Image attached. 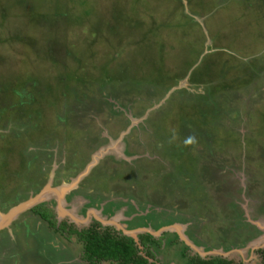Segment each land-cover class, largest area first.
<instances>
[{
    "label": "rangeland",
    "instance_id": "1",
    "mask_svg": "<svg viewBox=\"0 0 264 264\" xmlns=\"http://www.w3.org/2000/svg\"><path fill=\"white\" fill-rule=\"evenodd\" d=\"M62 222L259 262L264 0H0V264H86Z\"/></svg>",
    "mask_w": 264,
    "mask_h": 264
},
{
    "label": "trees",
    "instance_id": "2",
    "mask_svg": "<svg viewBox=\"0 0 264 264\" xmlns=\"http://www.w3.org/2000/svg\"><path fill=\"white\" fill-rule=\"evenodd\" d=\"M41 218L46 220L50 227H55L56 221L52 217L49 209L41 207L35 209ZM66 226L68 229H66ZM67 234H76L79 240L83 241L82 259L86 264H100L102 261H116L119 264H152L148 258L139 253L138 246L134 244V240L120 235L110 228H99V225L94 223L82 229H77L73 224L66 222L60 223L59 226ZM151 240L149 235L142 236L140 245L146 246V243ZM155 240V239H153ZM159 241V240H157ZM155 241V243H157ZM148 249V248H147ZM147 256L152 253L147 250ZM190 264H244L242 262H233L220 257H211L203 259L199 256L191 257ZM260 264H264V257Z\"/></svg>",
    "mask_w": 264,
    "mask_h": 264
},
{
    "label": "flooded vegetation",
    "instance_id": "3",
    "mask_svg": "<svg viewBox=\"0 0 264 264\" xmlns=\"http://www.w3.org/2000/svg\"><path fill=\"white\" fill-rule=\"evenodd\" d=\"M241 218H242V220H241V222H242V224H240V227L241 228H244V227H249V228H251L252 229V231H253V225L251 224V222H249V221H247V220H245L244 219V217H243V215L241 216ZM148 226V228H151V229H157V228H154V227H150L149 226V224H147ZM238 227L239 226H237L236 227V225H235V229L234 230H237L238 229ZM82 228H84V227H82ZM99 228H101V227H99ZM78 229V228H77ZM256 231H258V229L256 230ZM149 233V232H148ZM240 234H241V232H240ZM253 235H254V231H253ZM253 235L251 236V237H249V238H247L245 241L247 242L248 240H250L252 237H253ZM244 241V242H245ZM243 242V243H244ZM242 243V242H241ZM146 245H147V243H146ZM260 249V250H259ZM258 250H259V254H260V260H259V262L257 263V264H260L261 262H262V260H263V257H264V247H261V248H259ZM199 257H201V256H199ZM201 258H203V259H208V258H205V257H201ZM220 258H223V257H220ZM224 259H227V258H224ZM227 260H230V259H227ZM233 261V260H232ZM233 262H235V261H233ZM240 262H242V263H244L243 261H240ZM244 264H246V263H244Z\"/></svg>",
    "mask_w": 264,
    "mask_h": 264
},
{
    "label": "clouds",
    "instance_id": "4",
    "mask_svg": "<svg viewBox=\"0 0 264 264\" xmlns=\"http://www.w3.org/2000/svg\"><path fill=\"white\" fill-rule=\"evenodd\" d=\"M195 143V137L194 136H189L184 140L185 146L187 145H192Z\"/></svg>",
    "mask_w": 264,
    "mask_h": 264
},
{
    "label": "water",
    "instance_id": "5",
    "mask_svg": "<svg viewBox=\"0 0 264 264\" xmlns=\"http://www.w3.org/2000/svg\"><path fill=\"white\" fill-rule=\"evenodd\" d=\"M46 190H47V188H46ZM46 190H43V189H42L41 193H42V192H43V193L48 192V191H46ZM41 193H40V194H41ZM72 218H73V217H72ZM72 218H71V219H72ZM73 219H74V218H73ZM74 220H75V219H74Z\"/></svg>",
    "mask_w": 264,
    "mask_h": 264
},
{
    "label": "bare ground",
    "instance_id": "6",
    "mask_svg": "<svg viewBox=\"0 0 264 264\" xmlns=\"http://www.w3.org/2000/svg\"><path fill=\"white\" fill-rule=\"evenodd\" d=\"M60 195V194H59Z\"/></svg>",
    "mask_w": 264,
    "mask_h": 264
}]
</instances>
